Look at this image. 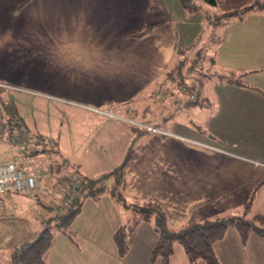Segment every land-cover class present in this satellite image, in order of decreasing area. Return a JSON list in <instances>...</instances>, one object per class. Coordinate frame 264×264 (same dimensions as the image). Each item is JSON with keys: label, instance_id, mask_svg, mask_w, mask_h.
I'll use <instances>...</instances> for the list:
<instances>
[{"label": "crops", "instance_id": "1", "mask_svg": "<svg viewBox=\"0 0 264 264\" xmlns=\"http://www.w3.org/2000/svg\"><path fill=\"white\" fill-rule=\"evenodd\" d=\"M256 12L219 23L209 61L222 76H203L200 84L189 77L187 84L174 76L179 23L190 17L178 0H0V89L40 95L53 108L48 123L55 127L34 126L37 134L54 139L62 158L47 164L48 172L56 170L54 180L43 170L26 168L47 192L7 188L0 193V240L7 238L0 241V264H8L11 250L32 239L54 213L48 200L61 198V178L94 177L116 166L134 137L128 131L132 122L163 131L136 136L134 144L143 149L125 170L127 199L159 202L171 227L238 210L264 177V13ZM150 24L152 30L131 34ZM223 73H242L246 84ZM88 126L100 132L91 135ZM0 140L3 149L6 142ZM15 158L21 154L14 149L0 162ZM251 206L264 213V181ZM130 219V209L108 193L87 196L72 218V237L54 227L44 259L157 264L149 260L157 233L147 221L135 225L126 252L117 254L112 234ZM212 248L220 264H264V238L249 232L242 241L233 225ZM169 264H190L178 242ZM196 264L205 262L198 258Z\"/></svg>", "mask_w": 264, "mask_h": 264}, {"label": "trees", "instance_id": "2", "mask_svg": "<svg viewBox=\"0 0 264 264\" xmlns=\"http://www.w3.org/2000/svg\"><path fill=\"white\" fill-rule=\"evenodd\" d=\"M178 4L183 11L189 13L190 17H194L195 13L203 14L206 24L211 26L222 23L230 17L241 20L247 12L253 10L264 13V0H178ZM209 6L218 9L217 13L211 11ZM153 24L131 31V34L141 35L148 32L152 30ZM193 44L190 43L186 47H192ZM183 50L184 47H178L177 53L180 55ZM208 59L210 60L211 57L209 56ZM185 60V57L178 59L176 73H180V67ZM197 64L199 65V63ZM197 67L199 71L195 72L189 65L188 77L194 78L195 82L200 84L203 76H207V74L200 71L202 69L200 66ZM236 75L238 77H234L233 73H230L226 76V79L241 83L242 73ZM180 81H183L181 76ZM4 108L10 119L19 120L21 118L12 101L4 104ZM129 127L133 131L134 137L128 145L121 162L109 171L94 177L78 175L79 180L70 202L60 212L54 211L50 214L44 221L43 227L32 239L25 240L14 247L10 252L8 264H48L44 259V253L52 241L53 228L55 227L72 237L71 221L78 212L83 199L87 196L98 199L105 192L131 211L130 221L119 225L112 234L116 252L119 256L126 252L127 238L139 221L149 222L157 233V238L149 252V260L151 262L157 261V264H169L174 242L181 244L190 264H196L198 258L203 259L205 264H220L215 256L212 244L223 236L229 225L236 228L242 241L246 239L249 232H254L264 238V213L261 212H254L250 216L227 214L202 219L190 218L178 227H171L167 224L165 211L159 202L152 199H127L124 193L125 170L140 150L143 149L142 145L136 146L134 140L139 133L149 131L135 122L129 123ZM38 136L43 135L38 134ZM263 181L264 177L256 184L247 199L242 202L241 207L244 211L250 208L254 192Z\"/></svg>", "mask_w": 264, "mask_h": 264}, {"label": "rangeland", "instance_id": "3", "mask_svg": "<svg viewBox=\"0 0 264 264\" xmlns=\"http://www.w3.org/2000/svg\"><path fill=\"white\" fill-rule=\"evenodd\" d=\"M209 9L216 13L218 11V9L216 10V8L212 6H209ZM256 11L257 10H253V12H250L247 15H252L251 13L258 14V12ZM186 14L188 15L189 13L186 12ZM202 19H204L203 14L195 13L194 17L188 16L186 18L187 22L181 18L183 23H179V35L181 38L179 40V47H184V50L179 55V58L185 57L186 60L184 64L180 67V73L177 74L175 72L174 76L176 79H180L181 76L183 80L182 82H185L187 84H189L188 82L190 80L188 77L189 65H191L193 71L195 72L199 71V68L197 67L198 64L196 65V63L202 64L203 68L200 71L203 72V74H207V77H210L215 80L219 79L218 77H220L218 73L221 72V70L219 71L218 68L213 64H211V62L208 59L209 56L212 55V52L215 49L214 47L216 43V36L219 35L220 25L217 24L213 27L208 24L203 25L202 23H204L205 21L201 22ZM185 31L187 35L183 36L182 34H184ZM190 43H194L193 46L186 47ZM211 65L212 67L210 68L209 66ZM223 74L229 75V73H223ZM234 77H238V75L237 76L235 75ZM241 83L246 84L243 80L241 81ZM11 96H13L12 103L18 106V110L22 115L20 116L24 118L25 125L21 120H12L8 124H6L3 130H0V139L6 142V145H4L3 149L2 146L0 145V157L7 151L10 150L12 151L15 149L16 153L21 154V159H23V165L25 168L30 167L31 169L32 167H35V169L43 170L49 175V178L54 180L55 179L54 173H56V170L54 171V173L48 172L47 164L48 163H54L55 165L59 164L61 163L62 158L59 156V154L56 152L54 148L55 147L54 139H52L51 136H45V135L39 137L38 134L36 133L37 128H35L34 124H37L40 127L45 125L48 127L49 126L55 127L48 123L49 121L48 117H50L51 114L53 116V113L55 111L52 110L53 109L52 107L47 106L46 101L43 100L40 97V95L32 94L28 91H23V90L19 91L16 90L15 88H10V87L0 89V99L3 105L10 101ZM88 130L91 133V135L100 132V129L98 130L97 128L92 129V126H88ZM21 131L24 132L26 136H24V139L21 141V146H20L17 142L20 139ZM128 131L130 132L129 135L132 134L130 128L128 129ZM123 156L124 154L121 155L120 159H118V161H116V163L114 164L117 165ZM44 160H46V163H44ZM115 165L110 164L109 166L112 168V166ZM95 174L98 175L100 173H95ZM45 188L47 187L45 186ZM43 195H47V194H43ZM22 196L23 195L18 197H22ZM60 199L61 198L58 199L59 201H54L50 199L48 201L51 205H53V208H62L61 203H57V205L54 206L56 202H60ZM241 205L238 210L233 211L232 213L229 214L250 216L252 213L255 212L253 211L254 209L252 210V206H250V208L247 211H244ZM32 237L33 236L29 238ZM6 239L0 241L3 243Z\"/></svg>", "mask_w": 264, "mask_h": 264}, {"label": "built area", "instance_id": "4", "mask_svg": "<svg viewBox=\"0 0 264 264\" xmlns=\"http://www.w3.org/2000/svg\"><path fill=\"white\" fill-rule=\"evenodd\" d=\"M1 85L2 83H0V86ZM182 89L188 92L190 98L194 97V93L190 92L186 85H182ZM12 120L14 119H10L7 116L4 105L0 99V129ZM135 123L152 132L163 131L160 126L155 124ZM24 136H26L25 133L21 131L20 139L17 142L20 146ZM78 180L79 178L76 173H71L61 178L60 181L62 184L59 191L61 193V200L58 203H61L62 208H56L55 211L60 212L63 207L70 202L74 195V188ZM7 188L23 194H32L37 188L44 193L48 191L47 188L41 186L39 177L24 167L23 161L20 158L0 162V193Z\"/></svg>", "mask_w": 264, "mask_h": 264}]
</instances>
